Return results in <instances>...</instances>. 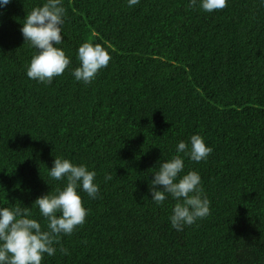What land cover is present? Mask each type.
Instances as JSON below:
<instances>
[{
  "label": "trees",
  "instance_id": "16d2710c",
  "mask_svg": "<svg viewBox=\"0 0 264 264\" xmlns=\"http://www.w3.org/2000/svg\"><path fill=\"white\" fill-rule=\"evenodd\" d=\"M44 2L0 8V206L27 207L46 228L32 204L65 184L48 175L56 156L95 170L100 192L80 191L85 223L42 264H264V6L63 0L72 63L47 84L27 77L35 49L20 31ZM85 41L111 56L87 85L70 71ZM196 133L214 150L185 157V172L200 173L210 212L177 231L175 201L151 200V172Z\"/></svg>",
  "mask_w": 264,
  "mask_h": 264
},
{
  "label": "clouds",
  "instance_id": "9594fccd",
  "mask_svg": "<svg viewBox=\"0 0 264 264\" xmlns=\"http://www.w3.org/2000/svg\"><path fill=\"white\" fill-rule=\"evenodd\" d=\"M128 7L139 4L140 0H126ZM11 0H0V8ZM228 0H189V5L198 6L205 12L226 7ZM264 6V0H258ZM66 9L63 0H45L41 6L34 7L24 17L20 31L25 42L35 53L26 66L28 78L41 83H52L61 76L72 63L63 44V24ZM79 61L71 68L76 81L90 84L101 69L111 60L109 51L99 43L85 41L76 52ZM199 133L192 134L188 141L180 140L175 154L170 158L157 161L156 170L151 172L149 192L151 200L162 205L169 197L175 201L169 217L171 227L182 231L210 212V201L204 191L202 177L197 170L185 172V157L194 162L207 160L213 152ZM183 154V155H181ZM53 180L66 181L54 193L37 197L32 205L39 209L46 221V228L33 218L27 207L0 206V264H42L45 254H56V247L62 235H71L85 223L88 209L84 206L80 191L92 199L100 192L96 182L97 173L86 164H75L71 160L56 156L53 166L48 168ZM105 182L112 179L105 175ZM47 182V181H46ZM61 252H67L61 248Z\"/></svg>",
  "mask_w": 264,
  "mask_h": 264
}]
</instances>
